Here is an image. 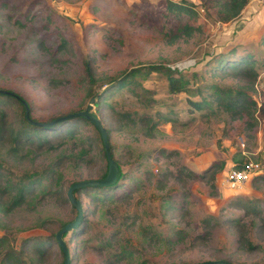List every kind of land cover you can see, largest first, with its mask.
<instances>
[{
    "label": "rangeland",
    "instance_id": "obj_1",
    "mask_svg": "<svg viewBox=\"0 0 264 264\" xmlns=\"http://www.w3.org/2000/svg\"><path fill=\"white\" fill-rule=\"evenodd\" d=\"M188 1L198 15L195 20L182 16L179 23L190 22L200 31L187 37L180 33L172 41L159 15L164 0H0V87L24 94L37 118L68 114L83 106L79 79L83 63L90 59L100 79L93 92L106 87V78L141 69L108 103L116 111L148 115L157 122L151 137L143 133L141 124L112 133L110 143L125 176L124 187L95 211L90 199H84L89 224L78 241L69 244L76 248L75 264H191L217 257L247 264L264 261V179L253 182L252 178L240 189H231L225 182V172L245 161L258 164L264 176V116L254 111L252 117L231 118L219 108L214 115L190 114L188 109V99L201 100L196 88L210 84L235 88L237 79L211 75L208 62L234 45H245L255 60H261L264 54L257 43L264 29L255 36L238 34L255 12L252 0L243 16L242 10L228 23L217 21L214 11L206 10L199 0ZM258 3L264 10V0ZM62 38L71 45L67 51L59 48ZM240 47L239 54L245 50ZM166 68L181 73L188 89L169 93ZM257 68L249 95L259 106L264 102V69ZM210 91L204 95H214ZM71 142L76 141L70 140L58 155L44 154L45 163L69 155ZM86 145L79 143L73 152ZM215 161H225L214 181L215 194L205 179L190 178L186 172L179 176L181 168L201 175ZM87 171L71 161L57 170L58 179L67 186L86 177ZM37 197L32 206L17 211L11 224L15 247L22 237L42 230L16 229L26 225L25 219L39 217L63 224L74 218L54 198L39 205L34 201ZM243 201L259 214L245 210ZM231 220H239L240 225L235 227ZM4 232L0 230V236ZM241 234L258 246L253 252L244 250ZM48 264L58 263L52 256Z\"/></svg>",
    "mask_w": 264,
    "mask_h": 264
},
{
    "label": "trees",
    "instance_id": "obj_2",
    "mask_svg": "<svg viewBox=\"0 0 264 264\" xmlns=\"http://www.w3.org/2000/svg\"><path fill=\"white\" fill-rule=\"evenodd\" d=\"M199 1L206 10L214 11L217 21L228 23L240 15L249 0ZM160 5L159 15L164 19L167 34L172 37V41H175L180 33V35L187 37L195 31H200L199 27L190 22H185L182 25L179 23V18L182 16L195 20L198 15L188 0H164ZM70 46L68 40L61 39L59 48L67 51ZM257 46L262 47L264 54V34ZM239 47L234 45L226 51L216 53L214 58L208 62L210 65L208 71L211 75L229 74L237 79L238 84L235 88L228 87V89L221 88L217 84H210L202 90L196 88V93L202 95V97L201 100L188 99L190 114L194 111L213 114L215 108H219L230 114L231 118L243 117L244 114L252 117L254 111H258L260 116H264V102L258 106L256 100L249 95L251 91H254L258 76L257 66L264 69V55L261 60H255V55L251 53L248 47L242 45L240 48L246 51L244 50L240 54L238 53ZM148 69L157 70L158 67H149ZM166 69H164V73L167 76L169 93H178L188 89V80L181 73ZM83 71L84 74L79 79L83 106L68 114L85 109V103L92 97L95 99L92 112L106 129L109 150L118 166V174L116 181L111 185L86 186L73 191V195L82 209V219L74 229L63 235V240L69 251V264H75L76 257V248L73 246L71 249L69 244L77 242L85 233V229L89 224L84 199H90L95 211L99 205L113 201L116 196L115 191L124 187L123 179H125V176L120 170V161L114 154V146L110 143L112 133L118 129L132 128L137 124H141L142 129H144L143 133L151 137L157 125V122H154L148 115L135 117L129 112L116 111L112 104L108 103V99L113 93L128 86L141 69H131L117 77L104 79L106 87L99 92H93L92 89L93 85L100 80L96 76V69L92 60L89 59L83 63ZM210 89H213L214 95H204V92L210 91ZM0 90L15 94L10 95L0 92V230L5 231L0 236V264H48L52 256L58 264H63L64 255L55 239V233L77 215L76 209L68 200L67 190L75 182L98 180L106 176L108 165L101 136L98 130L83 117L59 119L67 115L64 114L55 115L48 119L37 118L34 105L27 100L24 94L3 87H0ZM22 100L28 105L29 118L32 122L25 117V107ZM106 115L107 117L112 116L113 119L108 120ZM166 120L167 122H173L166 118L163 121ZM70 140L76 142H71L72 147L69 155L65 154L51 164L49 162L45 163L46 157L44 154L51 153L55 156L63 150L66 151ZM79 143H86L87 148H81L73 152ZM161 153H164V151L161 150ZM71 161L72 164L84 165L88 171L86 177H81L65 186L63 181L59 182L57 170L65 167ZM224 166L225 161H215L207 166L201 175H196V173L189 170L184 171L186 169L181 168L179 176L186 172L190 178L201 177L207 181L212 193L215 194L214 181L216 175L223 171ZM243 167L244 162L232 166L233 169ZM259 178L264 179V176L258 174L252 180L254 182ZM36 196L38 197L34 201L39 205L45 199L54 198L64 209H68L74 215V218L63 224L39 217L33 218V221L25 219L23 224L26 225L16 226V229L28 231L33 228H40L42 230L38 235L22 237L18 247H15L11 243L13 233H9V231L15 224L16 213L23 207L32 206L31 200ZM230 203L231 206L235 204V202ZM242 206L247 211L259 214L256 207H251L249 202L243 201ZM231 222L235 227L240 225L239 220H231ZM11 224L13 225L11 226ZM243 227L244 225L241 224V228ZM242 235L239 241L245 245L243 246L245 249H243L247 252H253L258 246L247 238H242ZM66 236H68L67 241L65 240ZM213 260H224L232 264H247L236 262L228 257H217ZM251 264H264V261Z\"/></svg>",
    "mask_w": 264,
    "mask_h": 264
},
{
    "label": "water",
    "instance_id": "obj_3",
    "mask_svg": "<svg viewBox=\"0 0 264 264\" xmlns=\"http://www.w3.org/2000/svg\"><path fill=\"white\" fill-rule=\"evenodd\" d=\"M1 93H6L10 95H15L14 93L5 91V90H0ZM24 103L25 107V117L30 121L31 119L29 118V108L28 105L22 100ZM95 102V99L92 97L88 100V103L85 107V109L77 111L75 113L67 114L65 116H62L59 119H66L70 117H83L84 119L88 120L99 132L102 143L104 146L105 154H106V160H107V174L104 178L98 179V180H82L73 183L67 190V197L72 206L76 209L77 215L76 217L63 225L56 233H55V239L62 249L63 255H64V261L63 264H69L70 262V257H69V251L68 248L66 247V244L63 240V235L65 233L70 232L72 229H74L82 219V209L80 206V203L77 201V199L73 195V191L77 190L82 187L86 186H108L113 184L116 179H117V174H118V166L114 160V158L111 155V152L109 150V141L107 137V132L105 127L102 125L101 121L98 119L97 116H95L92 112L93 104ZM191 264H232L224 260H208V261H203V262H198V263H191Z\"/></svg>",
    "mask_w": 264,
    "mask_h": 264
},
{
    "label": "built area",
    "instance_id": "obj_4",
    "mask_svg": "<svg viewBox=\"0 0 264 264\" xmlns=\"http://www.w3.org/2000/svg\"><path fill=\"white\" fill-rule=\"evenodd\" d=\"M259 165L251 161H245L241 169H229L225 172V182L231 189H240L258 175Z\"/></svg>",
    "mask_w": 264,
    "mask_h": 264
},
{
    "label": "crops",
    "instance_id": "obj_5",
    "mask_svg": "<svg viewBox=\"0 0 264 264\" xmlns=\"http://www.w3.org/2000/svg\"><path fill=\"white\" fill-rule=\"evenodd\" d=\"M258 1L257 0L256 1L255 0L250 1V2H253V4L251 5V10L252 11L254 10L255 12L251 16H248L249 17L248 18L249 21L247 22V24H244L245 25L244 31L238 33L240 36H242V35L255 36L259 32L260 29H264V10H261V7L259 8V3L261 1L259 3H258ZM244 10L242 11L240 16H243ZM255 17L259 18V19H257V22H259V23H257L256 20H254ZM250 21H252L251 25L248 24ZM242 23H246V21L242 20ZM250 28H252L253 32H247L246 29L250 30ZM245 36H243V37H245Z\"/></svg>",
    "mask_w": 264,
    "mask_h": 264
}]
</instances>
